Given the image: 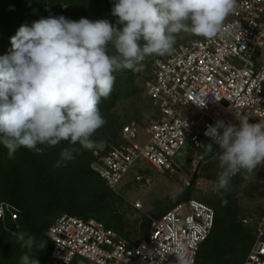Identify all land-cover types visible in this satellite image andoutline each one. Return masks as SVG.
Masks as SVG:
<instances>
[{
  "label": "clouds",
  "instance_id": "obj_1",
  "mask_svg": "<svg viewBox=\"0 0 264 264\" xmlns=\"http://www.w3.org/2000/svg\"><path fill=\"white\" fill-rule=\"evenodd\" d=\"M236 2L114 0L116 24L61 15L21 25L11 37L9 52L0 56V145L14 158L20 148L43 153L67 141L57 168L74 160L81 149H103L106 142L93 136L106 123L98 105L111 93L114 73L140 71L147 57L170 53L180 33L216 37ZM205 135L219 146L222 171L216 187L221 194L232 176L241 170L255 174L264 164L262 121L252 124L241 117L239 126L218 121ZM205 147L214 151L211 143ZM14 235L25 249L21 264H39L33 250L42 249L46 241L37 245L27 232ZM174 253L178 262L185 259L179 243Z\"/></svg>",
  "mask_w": 264,
  "mask_h": 264
},
{
  "label": "built area",
  "instance_id": "obj_2",
  "mask_svg": "<svg viewBox=\"0 0 264 264\" xmlns=\"http://www.w3.org/2000/svg\"><path fill=\"white\" fill-rule=\"evenodd\" d=\"M263 45L264 0H237L216 37L196 38L166 55L145 59L135 72L147 74L144 94L157 110L145 127L148 140L143 146L130 145L137 129L134 123L125 125L122 143L109 146L103 155L93 152L91 171L114 190L137 160L161 173H174L179 166L173 159L186 144L203 150L211 143L219 150L205 135L218 121L239 126L241 117H247L252 124L264 122V64L257 62ZM203 159L191 160L194 170ZM17 217L16 208L0 201V227L6 218ZM214 218L213 208L189 199L159 218L150 217L147 239L131 245L99 221L62 215L46 232L52 244L49 264H78L79 259L93 264H195ZM244 222L254 224V242L241 264H264V217ZM178 243L185 256L181 262L174 253Z\"/></svg>",
  "mask_w": 264,
  "mask_h": 264
},
{
  "label": "rangeland",
  "instance_id": "obj_3",
  "mask_svg": "<svg viewBox=\"0 0 264 264\" xmlns=\"http://www.w3.org/2000/svg\"><path fill=\"white\" fill-rule=\"evenodd\" d=\"M94 11L91 20L107 19L111 23L116 24L112 11L110 13L104 8L99 9L98 6L95 7ZM229 19L230 15L224 22ZM196 38L203 37L180 33L176 36L175 46ZM149 58L152 57H147L146 60ZM119 72L115 80L116 83L118 82L115 91L117 93L120 92L119 96L113 106L109 110L104 111L107 116H102L106 123L117 122L120 126L127 125V123H134L137 134L136 138L131 140L129 144L135 143L143 146L148 140L145 127L155 116L153 106L144 94L143 85L144 80L147 79V74L139 75L135 72L133 73V71L129 73L128 70ZM102 127L96 131L98 133L96 137L99 140L105 141L106 146L104 148L108 149L109 146L119 140V133L116 138H110L114 128L105 134V131L103 133L105 127ZM205 145L203 150H192L189 144H186L185 147L180 149L173 159L174 163L179 166V169L174 173H161L146 161L141 159L137 160L114 190L109 187L107 188L106 183L102 179H99L97 175L91 173L86 165L84 174L74 173L73 177L71 173L65 175L64 170L59 171L58 175L53 171L51 175L46 173L44 177L37 176L35 179L32 176L24 174L22 178L23 183L19 184V195L24 198L23 201L33 211L31 218L33 224L41 227V225L48 223L49 220L53 222L61 214L54 206H46L44 200L46 202L49 201L50 189H60L64 184L61 178L67 176L69 183L66 182L63 187H67L70 196H73L72 199L74 201L72 202H82L84 200V202L88 203L92 201L91 209H93L95 204L109 205L112 210L114 209V213H116H111V215H116L115 218H112V221L114 222L116 217L123 218V222L126 224L123 235L126 236L125 239L127 241L132 243L140 239L141 241L147 239L149 232L147 221L150 217L159 218L172 205L183 199L186 187L191 183L194 173L198 175V179L194 182L189 198L209 206L215 197L220 198L228 195L225 200L222 199L223 202L227 200L231 204V209L234 212L233 221L237 225H246L244 221L249 219L254 220L259 215L264 214V164L258 166L255 174L241 170L232 176L230 180L232 183H229L231 185H228L227 190H222L223 194H221V192L217 191L216 187L219 173L222 171L219 161V150L213 146L214 151L210 153L207 151ZM94 151L99 153V150ZM201 155L204 156V159H210L205 162L203 159L198 166L199 170H194L191 160ZM202 167L204 170H201ZM138 176L142 177V181L136 180ZM146 179H149V182L146 183ZM43 186H45V189ZM46 186H49L50 189H47ZM63 189L59 190V192H63ZM4 191V188L0 184V195L2 198L8 196ZM99 199H101V203H98ZM135 203H139L141 207L135 208ZM88 216L96 221H103L105 216L110 218V214L109 216L104 214L103 210L102 212L101 210L98 211V213L91 210V212H88ZM79 218L84 219L83 217ZM220 236L222 237L223 233ZM238 236L236 238L227 237L226 241L222 244L223 246L220 248L222 258L230 261L232 264H238L233 261L238 259V257L240 259L243 257L242 250L249 242V239L246 240L247 238L245 236ZM43 241H46V243L42 250L44 253L49 254L52 249V244L47 240ZM220 243H202L199 248L200 251L198 252L196 264H218L215 260V249H219ZM77 263L93 264L83 259L77 260Z\"/></svg>",
  "mask_w": 264,
  "mask_h": 264
},
{
  "label": "trees",
  "instance_id": "obj_4",
  "mask_svg": "<svg viewBox=\"0 0 264 264\" xmlns=\"http://www.w3.org/2000/svg\"><path fill=\"white\" fill-rule=\"evenodd\" d=\"M113 3L114 0H0V56L5 55L9 52V50L11 49V37L16 34L19 27L23 24L31 25V23L40 18L61 15L70 20H79L80 18H87L91 20V17L94 15V10L96 6H98L99 9L104 8L111 13ZM117 19L118 18L114 16L115 22H117ZM151 57L154 58L156 56ZM128 71L130 73L131 70ZM134 72L135 71H133V73ZM118 73L120 72L117 71L114 73L115 77H118ZM117 84L118 82L116 83L115 81L109 96L101 98L98 107L102 115H106L104 111L109 110L111 106H113L117 97L119 96L120 92L117 93L115 91V87ZM147 99L153 106L152 101L148 97ZM153 110L155 112V116L153 118L155 119L157 117V110L154 106ZM124 126L125 124L120 126L117 122H107L102 127H105L103 133L105 131L106 134V132L114 128L110 138H116L117 134L119 133V140L115 142V144H119L123 142L121 136L119 135H121V131ZM97 134L98 133L94 134L93 139L99 140L96 137ZM67 146L68 142L64 141L56 146L47 147L43 153H36L26 148H20L14 154V158H9L7 155V150L2 145H0V184L5 190L4 193L6 192V194L8 195L6 198H2L0 195V201H4L11 204L18 211V217L16 221H11L9 218H6L5 226L3 228L0 227V264H21L20 258L24 254L25 249L20 246V243L17 241L14 233L27 232L35 236L37 245H39V243L43 240H47L50 242V240L46 236V232L49 226L53 224L55 220L53 222H50V220L48 219L49 222L44 225H41V227H38L37 225L33 224V221L31 219L33 211L31 207L26 205V202L23 201L24 198L19 195L18 191L19 184L23 183L22 178L24 174L32 176V178L35 179V177L37 176L44 177L46 173H49L51 175L53 171L56 172L58 175L59 171L64 170L65 175L71 173L73 177L74 173H80V175L84 174V169L86 165L88 170L91 173L95 174L90 169V164L94 160L92 154L94 150L81 149L75 154V159L68 162L66 166L59 168L54 167L56 161L60 159V151L62 150V148ZM98 150L99 154L101 155L105 154L107 151V149L105 148ZM209 159L210 158L204 159V162L208 161ZM202 169L203 167L201 168V170ZM97 177L99 176L97 175ZM61 179L62 183L64 184L66 182L69 183L67 176ZM99 179L101 178L99 177ZM197 179L198 175L194 173L191 179V183L186 187L183 199L172 205L166 212L171 210L177 204L192 199L189 198V196L191 190L193 189L194 182ZM63 185L61 187L62 189L64 188ZM43 188L45 189V186H43ZM46 188L50 189L49 186H46ZM61 188H53V190L50 189L49 201L46 202L44 200L46 206H54L61 212V214H59V217L62 215H69L78 219H81L79 217H83L84 219L81 220L86 221L91 219L88 216V212H91V210L97 213L98 211L101 210L102 212L103 210L104 214H107L108 216L110 214V218H107L105 216L103 221H98L104 224L106 228L115 231L121 238L126 240V236L123 235V232L126 228V224L123 222V218L116 217V220L114 222L112 221V218H115L116 216L111 215L112 212L114 213V209L112 210V208H110L107 204H98L99 206L95 204L93 206V209H91L92 201L88 203L84 202V200H82V202H72L74 201L72 199L73 196H70L67 187L63 189V192H59V190H62ZM227 196L228 195H224L220 198L215 197L211 202V205H209L211 208H213L215 212L214 225L208 238L203 243L208 242L209 244H218L221 242L219 249H215V260L218 262V264H232L230 261L222 258V252L220 248L223 246L222 244L226 241L227 237L236 238L241 232L238 237L245 236L247 238L246 240L249 239L247 246L242 250L243 257L241 259L238 257V259L233 261L234 263L236 262L238 264H241L246 258V255L254 242V224L250 223L246 225H237L235 221H233L234 212L231 209V204H229V201L227 200L226 203L223 202V199L225 200ZM101 202V199H99L98 203ZM261 217H264V214L259 215L255 219ZM147 228L149 231V220L147 221ZM221 233H223L222 237L220 236ZM139 241H141V239L133 243L129 241L127 242L131 245H135L139 243ZM50 253L51 252H49V254H46L43 252L42 249L38 248L33 250V255L36 259L39 260V264H49ZM196 263L197 257L195 264Z\"/></svg>",
  "mask_w": 264,
  "mask_h": 264
},
{
  "label": "water",
  "instance_id": "obj_5",
  "mask_svg": "<svg viewBox=\"0 0 264 264\" xmlns=\"http://www.w3.org/2000/svg\"><path fill=\"white\" fill-rule=\"evenodd\" d=\"M257 62L260 64H264V45L261 52L259 53Z\"/></svg>",
  "mask_w": 264,
  "mask_h": 264
}]
</instances>
